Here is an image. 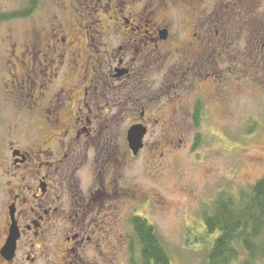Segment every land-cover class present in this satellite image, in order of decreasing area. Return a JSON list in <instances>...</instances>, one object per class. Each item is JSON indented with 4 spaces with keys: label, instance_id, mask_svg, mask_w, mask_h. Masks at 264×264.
I'll return each mask as SVG.
<instances>
[{
    "label": "rangeland",
    "instance_id": "obj_1",
    "mask_svg": "<svg viewBox=\"0 0 264 264\" xmlns=\"http://www.w3.org/2000/svg\"><path fill=\"white\" fill-rule=\"evenodd\" d=\"M38 1L32 16L0 23V129L9 141L22 145L31 138L38 140L42 130L40 108L30 112L26 89L19 87L31 66L30 58L25 57L30 43L33 54L47 60L43 70L48 67L61 72L58 84L68 70V63L62 64L68 55H60L61 62L56 57L51 63V35L69 34L73 40L77 31L81 36L93 25L91 33L97 34L93 35L96 41L105 38V48L123 45V52L131 53L134 40L148 34L149 26L169 31L168 38L159 42V63L149 66L147 72L142 70L144 88L140 90L141 84L137 87L132 82L136 88L132 85L127 89L132 90L128 94L132 104L126 123L113 121L112 135L118 140L114 138V144L123 146L127 142L122 138L124 125L128 131L133 119L131 110L134 119L140 117L138 92L140 102L153 104L147 121L150 130L143 139L145 147L143 144L135 157L128 149L126 167L112 169L111 183L130 189L122 200L112 198L118 204L107 212L115 233L109 236L111 230L106 227L105 232L95 236L96 240L103 237L101 247L88 246L89 253L82 252V258L73 263H139L131 222L133 215L139 214L155 226L170 264H202L206 248L212 243L211 235H206L202 227L205 206L221 190L237 193L264 175V0H126L124 12L115 7L113 12L106 11V4L95 9L93 3L97 0L92 4L82 0L74 3L79 16L74 5L64 6L66 0ZM112 2L121 7V0ZM28 4L30 0H0V14L23 11ZM139 12L147 23L139 32L122 25L119 32L111 22L114 17L123 20V16ZM59 22L67 24L68 34L53 30L52 24ZM95 22L99 26L95 27ZM73 25L79 30L71 35ZM196 33L204 34L206 49L199 59L193 56L189 63L188 43ZM95 45L102 53L101 45ZM108 68L107 64L105 73ZM172 81L182 91L174 90ZM168 84L172 89L164 93L163 87ZM198 99L205 104L204 118L199 122L192 117ZM82 172V188L93 189L89 166ZM121 233L126 237L123 244L119 242ZM258 264H264V259Z\"/></svg>",
    "mask_w": 264,
    "mask_h": 264
},
{
    "label": "flooded vegetation",
    "instance_id": "obj_2",
    "mask_svg": "<svg viewBox=\"0 0 264 264\" xmlns=\"http://www.w3.org/2000/svg\"><path fill=\"white\" fill-rule=\"evenodd\" d=\"M79 1L82 2L66 0L64 6L69 8L74 5L79 16L80 11L74 4ZM125 1L121 0V7L118 2L112 5V0H105L102 4L101 0H97V4L93 5L97 9L106 4L103 7L106 11L113 12L115 7L124 12ZM89 3L92 4V0ZM141 15V12L130 13L129 17L123 16V20L114 17L111 22L119 32L120 25L139 32L147 26ZM66 25L59 22L52 27L56 33L62 34L66 33ZM96 25L99 26V23L95 22ZM92 26L80 36L79 29L73 25L69 32L74 35L73 32L77 31L73 40L68 33V36L56 37L54 34L51 39L48 38L51 41L48 48H52L51 63L56 61V57L61 62L60 55H68L62 61V64L68 63V70L62 74L58 84L56 81L61 72L48 67L43 70L47 60L33 54L31 43L26 47L25 57L30 58L31 66L19 87L26 89L30 112L40 108L42 130L37 135L38 140L31 138L27 145H22L9 141L10 137L6 138L7 134L0 129V264H74L89 253L88 246L101 247L103 237L96 240L95 236L105 232L106 227L111 230L109 236L115 233L112 222L108 220V213L115 209L114 204H118L113 203L112 198L122 200L130 189L111 183L112 169L126 167L128 149L132 157L139 152L135 154L127 147L129 130L126 131V125L122 138L127 142L123 146L117 144L118 140L112 135L113 121L120 125L126 123L130 115L129 104H132L128 99L132 90L127 92V89L132 85L133 89L136 88L132 82L137 87L141 84L140 90L144 88L142 70L147 72L151 69L149 66L159 63V42L168 38L169 31L149 26L146 29L148 34H143L142 38L137 36L134 40V52L127 53L123 52V45L117 49L105 48V38L96 41L93 35L97 34L91 33ZM80 28L85 29L82 24ZM163 30L167 31L166 38L162 37ZM96 43L101 45L102 53ZM204 43V34L192 35V41L188 43L190 48H187L189 63L193 56L199 59L206 49ZM107 64L108 73H105ZM172 82L174 90L182 91L176 82ZM171 84L165 85L162 91L171 90ZM137 97L141 113L134 119L131 110V127L142 125L147 135L150 130L147 121L151 118L153 104L140 102L139 92ZM198 102L204 106L199 116L195 113ZM204 109L203 100L198 99L193 106L192 117L203 119ZM143 143L145 147V140ZM85 165L89 166L93 179V189L87 191L82 188ZM121 234L119 242L123 244L126 237ZM110 242L108 237V244Z\"/></svg>",
    "mask_w": 264,
    "mask_h": 264
},
{
    "label": "trees",
    "instance_id": "obj_3",
    "mask_svg": "<svg viewBox=\"0 0 264 264\" xmlns=\"http://www.w3.org/2000/svg\"><path fill=\"white\" fill-rule=\"evenodd\" d=\"M38 6V0H31L23 11L1 13L0 23L28 16ZM198 104L197 116L204 107ZM202 214L203 232L212 237L202 264H258L259 259H264V175L237 193L221 190ZM131 222L138 242L139 263L134 264H170L155 226L141 215L132 217Z\"/></svg>",
    "mask_w": 264,
    "mask_h": 264
},
{
    "label": "water",
    "instance_id": "obj_4",
    "mask_svg": "<svg viewBox=\"0 0 264 264\" xmlns=\"http://www.w3.org/2000/svg\"><path fill=\"white\" fill-rule=\"evenodd\" d=\"M162 37H167V31L163 30ZM146 128L142 125L132 126L128 131V141L129 147L133 151V153L137 154L139 150L143 147V139L146 135Z\"/></svg>",
    "mask_w": 264,
    "mask_h": 264
}]
</instances>
